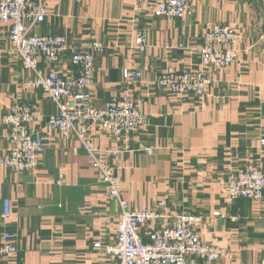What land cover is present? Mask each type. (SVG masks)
<instances>
[{
    "label": "crops",
    "instance_id": "crops-1",
    "mask_svg": "<svg viewBox=\"0 0 264 264\" xmlns=\"http://www.w3.org/2000/svg\"><path fill=\"white\" fill-rule=\"evenodd\" d=\"M42 2L45 21L31 35L64 37L78 51L91 42L103 46L88 91L95 108L121 96L123 70L142 74L130 91L145 117L143 127L119 142L96 127L89 130L129 209L156 210L164 201L159 213L201 217L203 241L226 252L212 264H264V210L251 201H227L222 185L246 164L264 172V0H188L190 14L180 19L154 18L148 0ZM214 24L229 26L238 39L237 62L218 72L202 68L196 53ZM9 30L0 23V118L13 105L35 110L42 119L33 129L44 152L29 173L0 166V243L12 235L17 251L0 264H117L93 248L114 244L116 203L73 137L43 132L46 118L58 109L41 92L25 88L32 74L14 52ZM139 33L146 39L142 55L134 46ZM168 68L212 80L206 96L159 88L156 79ZM40 69L66 79L76 72L68 55ZM8 149V129L0 124V159ZM107 151L119 152L117 160ZM6 200L10 216L3 220ZM161 226L158 221L149 228Z\"/></svg>",
    "mask_w": 264,
    "mask_h": 264
},
{
    "label": "built area",
    "instance_id": "built-area-1",
    "mask_svg": "<svg viewBox=\"0 0 264 264\" xmlns=\"http://www.w3.org/2000/svg\"><path fill=\"white\" fill-rule=\"evenodd\" d=\"M152 5L151 15L156 19H180L190 14L188 0H148ZM136 15L139 9L135 8ZM46 12L42 0H0V23L9 24V42L32 79L26 89L37 90L57 107V115L46 118L43 132L58 133L73 137L81 146L86 159L100 175L108 196L116 203L118 223L113 245H93L95 250L113 259L117 264H206L219 263L226 258V252L203 241L200 233L201 217L187 213L170 216L159 213L166 208L160 201L156 210L141 208L130 210L122 199L119 181L109 164L101 161L98 151L89 138L93 127L109 134L119 142L123 137L139 131L145 117L131 99V87L142 79L141 72L123 70L124 89L117 99H112L101 108H95L89 95L97 55L103 46L91 42L83 50L71 48L61 36H33L31 30L45 21ZM237 35L226 25L214 24L207 31L202 46L196 49L202 68L218 72L237 62ZM139 55L146 48L145 35L139 33L134 39ZM68 55L69 63L75 69L72 78H63L55 71L44 73L40 65L53 66ZM159 88L173 95H193L199 99L206 96L212 80L200 72H176L168 68L156 79ZM42 116L35 110L13 105L0 124L8 129L9 149L6 157L0 159V166L21 174L29 173L39 166V157L44 152L43 141L33 129ZM264 146V141H260ZM151 150H146L150 155ZM105 154L117 160L119 152ZM224 195L229 202L246 200L264 210V172L246 164L223 184ZM10 216V203H3V220ZM213 217H222L215 213ZM160 221L159 229L149 228ZM148 230L143 237V228ZM15 238L4 235L0 243V259H10L16 254Z\"/></svg>",
    "mask_w": 264,
    "mask_h": 264
}]
</instances>
